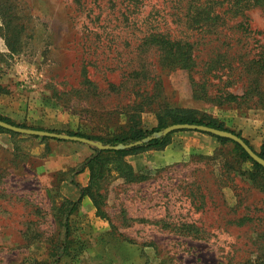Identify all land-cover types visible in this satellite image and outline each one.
<instances>
[{
  "label": "rangeland",
  "instance_id": "374dc122",
  "mask_svg": "<svg viewBox=\"0 0 264 264\" xmlns=\"http://www.w3.org/2000/svg\"><path fill=\"white\" fill-rule=\"evenodd\" d=\"M200 3L198 10L212 9L207 0ZM183 4L0 0L1 88L11 98L21 88L37 95L40 102L34 101L31 117L39 108L43 111V102L63 109L67 119L58 127L33 125L3 104L0 116L105 144L114 136L166 127L188 115L215 119L259 151L257 144L264 141V72L257 84H250L244 65L264 54V10L248 11L249 23L258 31L248 34L232 28L233 21H218L209 31L193 27L204 20L186 23ZM161 31L189 36L196 41L199 59L213 60L192 74L206 83L204 97L202 85L193 93L186 70L163 67L155 45L143 46L148 36ZM135 67L145 76L132 81L122 77L124 69ZM247 88L242 98L214 100L225 92L241 95ZM8 134L11 148L0 145V264H264V173L233 143L176 130L163 149L124 156L129 168L104 155L91 188L102 216L78 220L71 214L66 235L61 220L68 205L45 171L47 161L40 158L44 140ZM161 152L178 159L159 167ZM164 208L168 220L150 217ZM97 222L107 229L95 232ZM62 242L66 250L56 260Z\"/></svg>",
  "mask_w": 264,
  "mask_h": 264
},
{
  "label": "trees",
  "instance_id": "16d2710c",
  "mask_svg": "<svg viewBox=\"0 0 264 264\" xmlns=\"http://www.w3.org/2000/svg\"><path fill=\"white\" fill-rule=\"evenodd\" d=\"M184 2V4H183ZM207 2H210L211 5L209 6V9L212 6L211 10H205L201 11L198 10V4L200 3V0H177V4H183L182 5V18L185 20L186 23H194L195 20H198L202 18L200 21H203L201 24H195L193 27H197L199 29H209L212 30L213 27L216 26L218 21H221V23H225V21H233L234 23L231 25L232 28H236L238 30L243 31L244 33H257L258 31L255 29H252L251 24L249 23V15L248 11L252 8H260L264 10V0H207ZM201 4V3H200ZM225 5V6H223ZM178 9V7H175L174 10ZM217 10V11H215ZM181 11H177V14H180ZM85 26V25H84ZM208 30V31H209ZM189 36H183L182 38H178L175 35H169L166 32H156L152 33L150 36H148L144 42L143 46L147 48V43L154 44L155 48L159 50V64L164 67V65H167L170 69H183L186 70L189 73V80L190 85L193 89V93L195 91V87H199L202 85V93L201 97H204L206 95L207 87L205 82H200V78L198 80H195L194 77H192V74L194 71L195 73H199L200 70H198L203 64L210 65L212 63L211 60H206L203 62L202 59H199V55L196 53L195 44L196 41H191L188 38ZM264 47V46H263ZM200 64H202L200 66ZM247 66V67H246ZM246 66L244 65L245 71L249 74V80L250 84H257V79L262 75L264 72V54L258 55L257 57H252L246 62ZM232 68L227 69V73H232ZM122 77L126 78L127 81L137 80L139 77H144V70L139 67L131 68V69H124L122 71ZM86 82L88 84H91V81H89L86 78ZM211 85V84H209ZM248 93V88L241 94V95H235L231 92H225L223 96H214V100L220 99H238L242 98L244 95ZM140 107V106H136ZM0 120L8 122L13 125L21 126V127H27L25 125H19L14 123L13 121L9 120L8 118L0 116ZM175 123H193V124H200V125H206L226 131H230L233 134H235L237 137L241 138L245 144L249 146L259 157L264 159V141L260 145L259 151H256L252 148V146L248 143V141L240 136L239 133H235L232 130H229L228 128H225L222 123L217 122L215 119H209L207 121H204L200 118H196L194 116H182L175 118L172 120L171 124ZM163 127H165L164 124H159V126L151 129H137L129 136H114L111 139L104 142L105 144H109L111 146L117 145L118 143L121 144H127L129 141L138 142L134 144L133 146L128 147L125 150H116V149H107V150H99L98 148L87 145L90 147L93 151V153L86 158L81 165L79 166V170L82 169L84 166L88 167L89 169V181L88 184L85 187L79 186L75 181H72V183L79 188L80 198L84 195L89 196L91 199L93 205L95 206V213L99 216H102L100 214V205L97 201L96 196H94L91 192L92 186L96 183V179L98 176L99 169L105 164L104 161V155L108 154L111 157H116L129 168V166L124 161V156L128 154H133L142 150L147 149H163L169 142L170 134H162L160 136H155L154 133L160 131ZM28 128H34V127H28ZM34 129H42L41 127H35ZM43 130V129H42ZM2 132L6 133H12L8 130H0ZM48 131L56 132V133H65L69 135H76L85 137L91 140H96V138L80 134V133H71L68 131H61V130H53L49 129ZM204 133V132H201ZM211 135V134H208ZM214 138H216L220 142H231L238 148L240 151V155L246 159L251 161L253 168L256 170H261L264 173V167L261 166L259 163L254 161L247 153L246 151L235 141L221 136H215L211 135ZM38 138V136H31ZM41 140H46L49 138L45 137H39ZM52 139V138H50ZM53 140L56 141H63L64 139L61 138H53ZM98 140V139H97ZM251 183H253V180H249ZM150 193V192H149ZM80 198L78 200H69L66 198H63V204L68 205V208L63 212L62 220H61V227L62 232L66 235H69V226H68V220L69 216L72 214V212L76 209L80 202ZM150 217L153 218V220H168L169 215L167 214V209L164 208L162 213H158L157 215L152 214ZM143 220L150 221V218L147 216H142ZM62 233V234H63ZM66 250V246L64 245V242H62L60 245L56 248V260L59 256H61L64 251ZM256 262H247V264H254Z\"/></svg>",
  "mask_w": 264,
  "mask_h": 264
},
{
  "label": "crops",
  "instance_id": "0c3cea01",
  "mask_svg": "<svg viewBox=\"0 0 264 264\" xmlns=\"http://www.w3.org/2000/svg\"><path fill=\"white\" fill-rule=\"evenodd\" d=\"M12 96L13 98L8 97L7 94L4 93V89L0 86V106L3 104V107L6 106L5 110L7 112L10 114L14 113L15 117L19 115L22 118H26L29 121L28 123L33 122V125L58 127L67 119L63 109L48 103L44 104L43 102H41L43 111L39 108L37 114L31 117L32 113L35 112L34 108L37 107L34 101H36V103L40 102V99L37 98L38 96L32 92L23 90V88H21L19 92H13ZM10 137V134L0 131V145L5 148H11L12 144ZM37 142L40 143L41 141L38 140ZM261 143L262 142L257 144L258 148ZM41 146L45 151L40 158L42 157L47 161L45 171L54 179L59 195L69 200H78L80 198L79 188L75 186L72 181H75L81 187H85L88 184L89 169L84 166L79 170V166L93 153L92 149L80 142L70 140L56 141L50 138L44 140ZM165 153L166 152H161V154H159L160 156L163 155L161 161L157 164L154 162V164L161 167L177 161L178 156L170 157ZM155 155L156 154H153L154 157ZM128 157L130 158V156ZM95 211V206L89 196L84 195L80 198V202L73 211L72 216L75 215L73 218L79 217L78 220L87 217L91 218L95 216ZM77 224V222L74 223L75 226H77ZM97 225L98 227L94 228V231L97 233H101L107 229L104 223L98 224L97 222Z\"/></svg>",
  "mask_w": 264,
  "mask_h": 264
},
{
  "label": "water",
  "instance_id": "95a60500",
  "mask_svg": "<svg viewBox=\"0 0 264 264\" xmlns=\"http://www.w3.org/2000/svg\"><path fill=\"white\" fill-rule=\"evenodd\" d=\"M0 128L12 131L18 134H25L30 136H38V137H45V138H61L64 140H70L75 142H80L86 145H91L99 150H107V149H123L128 148L130 146H133L134 144L138 142H129L127 144H118L111 146L109 144H103L101 142H97L85 137L76 136V135H69L65 133H56L48 130H42V129H34V128H28V127H21L17 125L10 124L8 122L0 120ZM176 130H191V131H199L204 132L207 134L215 135V136H221L229 138L235 142H237L245 151L246 153L257 163H259L261 166L264 167V159L259 157L247 144L243 142V140L239 137H237L235 134H233L230 131L206 126V125H200V124H193V123H175L166 126L162 130L155 132V136H160L162 134H169Z\"/></svg>",
  "mask_w": 264,
  "mask_h": 264
}]
</instances>
